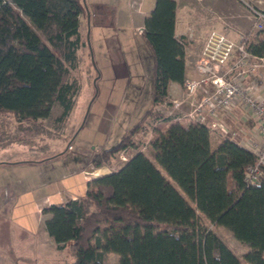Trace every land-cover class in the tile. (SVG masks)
Returning <instances> with one entry per match:
<instances>
[{
  "label": "trees",
  "instance_id": "obj_1",
  "mask_svg": "<svg viewBox=\"0 0 264 264\" xmlns=\"http://www.w3.org/2000/svg\"><path fill=\"white\" fill-rule=\"evenodd\" d=\"M175 3L154 0L143 17L153 59L150 106L92 165L112 166L116 153L133 152L87 180L82 196L41 208L45 232L72 256L67 264H107V252L118 254L117 264H264V173L256 183L243 174L255 155L232 138L213 144L206 124L156 108L170 102L171 81L185 80L188 39L175 34ZM81 16L82 0H0V151L26 146L28 158L18 162L53 156L43 135L60 133L75 106L80 84L72 72L87 44ZM248 49L264 54V30ZM54 104L58 131L43 121ZM201 215L247 246L242 259Z\"/></svg>",
  "mask_w": 264,
  "mask_h": 264
},
{
  "label": "rangeland",
  "instance_id": "obj_2",
  "mask_svg": "<svg viewBox=\"0 0 264 264\" xmlns=\"http://www.w3.org/2000/svg\"><path fill=\"white\" fill-rule=\"evenodd\" d=\"M245 1L247 0H217L216 3L223 10H231V13H234L235 10L239 12L243 10L245 15L243 16L242 28L248 30L250 28L249 25H251V16L249 9L245 6ZM248 1L264 9V0ZM82 2L88 15L81 20V29L86 37L87 51L90 52V55L86 53L85 49L82 50L80 53L82 56L78 57L80 59L79 67L72 72L73 78L80 84V90L77 93L75 106L64 123L63 130L60 133H54L55 135L51 131L43 135L42 141L50 142L53 146V156H56L54 152H63L65 154L68 145H71L68 143L69 141L74 142L73 144L76 145L75 151L79 149V145L83 148L99 146L106 137L104 131L106 124L101 116L109 107H112V105L116 106L115 95L122 92L127 93L132 103V109L131 106L129 108L130 112L135 111L136 108L137 111L139 110L138 114L144 112L151 103L152 70L149 63L151 60L148 61L147 58L143 57L142 60L146 63L148 69H139L135 71V74H128L124 79L126 83L115 85L113 89L111 83H104L102 79H104L105 75L102 74L100 77V70L96 64L103 38L107 39L106 43L109 42L111 44L112 52H120L122 49H130L132 46L131 40L128 38L136 32L124 31L122 29L123 25L118 24L116 20L111 22L108 19L111 13L120 12L122 0H82ZM137 3L138 0H132L131 7L133 9L136 8ZM179 5L180 9H186L192 4L188 0H179ZM190 13L192 14V20L197 18L202 20L204 16H208L203 12L204 16L202 18L198 10L193 11L190 9ZM185 19L186 24L191 21L190 18L187 19L186 17ZM97 23L99 26H97ZM223 29L224 27L221 29L213 27L207 30L201 46L203 47L210 31L216 30L225 33ZM228 37L235 40V37ZM133 45L136 47L135 43ZM141 50L144 51L142 48ZM105 87L108 88L106 92L104 91ZM99 91L101 92L99 93ZM110 93H113L111 98H109ZM51 108H53V110L51 109L52 114L50 113L49 117L43 121L49 129L58 131L59 126L54 119L60 113V108H58V104H54ZM162 112L167 114V111ZM210 134L213 135L212 130ZM148 136L149 134L143 140H146ZM111 138L109 147L115 144L114 137L112 136ZM89 142L91 144H88ZM11 147L0 151V159L7 156L14 157V159L28 158L26 146L18 144ZM132 152L133 150H127L116 153L113 165L121 164L124 161L121 157L128 158ZM48 153L41 155L40 158L50 156L51 153ZM61 159L57 160L53 157L52 162L49 164L50 169L48 166L0 165V264H67L72 259L67 247L57 248L53 242L48 240V234L45 232L43 220H41L42 217L33 207L35 200H41L43 194L49 192L42 186L43 182L49 179L47 175L63 170L65 158L62 157ZM81 160L71 159L69 167L78 166L82 162ZM92 171H87L86 173L91 174ZM99 171L102 172V170L98 169L96 173H100ZM28 176L32 177L29 183L27 181ZM57 181H59V178ZM34 184L36 187L32 188ZM57 185L58 182H55L52 186L57 187ZM201 217L204 225L214 230L229 248L242 259L244 253L248 250L247 246L236 239L232 231L227 227L213 225L204 216L201 215ZM104 258L107 264H117L118 262V254L114 252H107Z\"/></svg>",
  "mask_w": 264,
  "mask_h": 264
},
{
  "label": "crops",
  "instance_id": "obj_3",
  "mask_svg": "<svg viewBox=\"0 0 264 264\" xmlns=\"http://www.w3.org/2000/svg\"><path fill=\"white\" fill-rule=\"evenodd\" d=\"M132 0H122V5H120V12H114V14H110L108 16V19H110L111 22H114L115 20L120 23L122 26V29L124 31H135L136 33L134 35H130L128 39H130L132 46L130 49H122V51L117 52L111 50V44L106 43L105 38L102 39V47L100 50V53H98L96 64L98 66V69L100 70V77L102 74L105 75L104 83H111L112 89L115 85L119 84H125L126 81L124 80L127 75H131V73L135 74L136 70L139 69H145L146 63L142 60L143 57L147 58L148 61H150V65L153 66V59L151 55V51L147 44L145 43L144 38L141 35V29L143 28V17H145L149 11L152 9L154 5V0H138V3L136 5V8H132L131 4ZM176 1V8H175V34L176 36L179 35H185L188 39V44L186 46V68H185V79L196 77L197 73L195 70V63L200 55L201 51V42H203V39L205 38L206 31L215 27L218 29H221L224 27V32L230 36L235 37L237 36V32L239 29L242 28V22L244 19L243 10L240 12L238 10H235V12L231 13V10H223L221 9V6L218 5L217 0H188L191 1L192 5H189V8H183L180 9L179 0ZM135 4V2H134ZM190 4V2H189ZM190 9L198 10L199 15L202 17L204 16V13L208 16H204L202 20L200 18H197L195 20L191 19V13ZM234 15V16H233ZM231 16V17H230ZM187 17L191 19V21H188L187 24L185 23V18ZM233 17V18H232ZM85 18V17H84ZM82 16L80 17V21L84 19ZM97 26L99 24L97 23ZM120 27V26H118ZM236 32H234L235 30ZM82 33V29H81ZM83 34V33H82ZM133 36V37H132ZM83 38L86 41V37L83 34ZM108 38V37H106ZM140 38V39H139ZM142 38V39H141ZM144 40V41H142ZM87 43V42H86ZM135 43L136 47L133 45ZM141 48L144 50L142 51ZM86 51L87 53V45L85 44L84 47H82L79 51V57L82 56L80 53L82 50ZM144 54V55H143ZM96 57V56H94ZM150 66V67H151ZM148 69V68H147ZM152 70V67H151ZM128 84V83H127ZM129 85V84H128ZM100 88V87H99ZM98 88V89H99ZM101 90V89H99ZM108 90L107 87H105L104 91L106 92ZM168 97L170 102L168 104H161L157 105L156 108L162 111H167V113H170V111L177 112L174 107V100H181L182 98H185L183 93V84L171 81L168 86ZM101 91H99L100 93ZM98 93V94H99ZM113 93H110L109 98H111ZM201 95V92L199 91L196 95V97H199ZM114 99H116V106L109 107L108 110H105L102 113V118H104V122L106 124L105 126V139L99 146H90V147H80L75 151L76 145L73 144L74 142L69 141L72 145L70 149L67 148L65 154L63 152L57 153L56 156H47L40 158L33 162H18L20 160L24 159H14L7 156L6 158L0 159V161H3L0 165H14V164H20L23 166H48L50 169V162L53 159H61L62 157L65 158L64 167L62 168L60 172H56L55 174L47 175L49 177L48 180L44 181L42 186L48 190L49 192H45L43 196L41 197V200H35L34 206L35 211L38 212L41 217V208L42 206H45L50 203H58V202H64L68 199H74L82 196L84 191L87 187V180H91V178L103 176L106 173H109L111 170H116L119 165H103L101 167L94 168L92 165V160L94 158V155H96L99 152H102L103 149L108 148L109 144L111 143V137H114V143H117L122 136L127 132V129L130 128L139 118L144 114V112H141L138 114L139 110L137 111L135 108V111L130 112L129 109L131 106L132 109V103L130 102V97H128L127 93H120L118 95H115ZM96 100V98H95ZM94 100V101H95ZM126 106H125V105ZM126 107V108H125ZM149 107V106H148ZM59 108V105H58ZM126 110H124V109ZM182 108H186V105H182ZM53 110V108H52ZM51 110V114H52ZM61 111V108H60ZM244 110L241 106L234 108L232 111L228 112L227 114L219 115L218 118H210V121L214 120H224L229 125L233 124L232 129L236 133L232 139L238 141L240 145L246 140V138L249 135V127L252 123L251 120L244 121ZM181 118V117H180ZM102 130V129H101ZM108 130V132H107ZM213 131V135H211V140L213 144L218 142L220 137H223L219 135L217 132ZM110 142V143H109ZM113 143V142H112ZM67 144V143H66ZM86 144V143H85ZM88 144H91L90 142ZM68 145V144H67ZM114 145V144H112ZM12 148V147H8ZM6 149V148H5ZM3 149V150H5ZM2 151V150H1ZM60 156V157H59ZM62 156V157H61ZM71 159H82L81 163L78 166H73L72 168L69 167V162ZM62 160V159H61ZM99 169L102 170L100 173H96L95 171ZM93 170V171H92ZM87 171H92L91 174L86 173ZM88 174V175H86ZM59 178V181H57ZM32 180V177L28 176V183ZM58 182L57 187L52 186L54 183ZM33 187H36L35 184ZM55 188V189H54ZM50 189V190H49ZM43 220V217L42 219ZM44 224V222H43ZM44 226V225H43ZM27 234V233H26ZM50 242H53L51 238L47 237Z\"/></svg>",
  "mask_w": 264,
  "mask_h": 264
},
{
  "label": "built area",
  "instance_id": "obj_4",
  "mask_svg": "<svg viewBox=\"0 0 264 264\" xmlns=\"http://www.w3.org/2000/svg\"><path fill=\"white\" fill-rule=\"evenodd\" d=\"M247 1L245 6L251 16L250 28L239 29L235 40L220 31L209 32L195 63L197 76L184 80L185 98L174 100L177 112L170 111L167 115L204 123L219 135L233 138L236 133L229 123L210 121V118H218L241 106L244 121H252L242 146L255 155V162L243 173L244 180L256 183L264 173V54L249 51L248 42L264 30V9ZM199 91L201 95L196 97ZM121 158L126 159L124 156Z\"/></svg>",
  "mask_w": 264,
  "mask_h": 264
},
{
  "label": "water",
  "instance_id": "obj_5",
  "mask_svg": "<svg viewBox=\"0 0 264 264\" xmlns=\"http://www.w3.org/2000/svg\"><path fill=\"white\" fill-rule=\"evenodd\" d=\"M87 15H88V13H87Z\"/></svg>",
  "mask_w": 264,
  "mask_h": 264
}]
</instances>
